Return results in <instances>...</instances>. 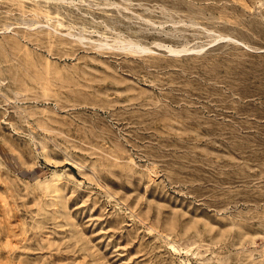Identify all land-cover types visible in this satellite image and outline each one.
<instances>
[{
	"label": "rangeland",
	"instance_id": "obj_1",
	"mask_svg": "<svg viewBox=\"0 0 264 264\" xmlns=\"http://www.w3.org/2000/svg\"><path fill=\"white\" fill-rule=\"evenodd\" d=\"M0 264H264V0H0Z\"/></svg>",
	"mask_w": 264,
	"mask_h": 264
},
{
	"label": "bare ground",
	"instance_id": "obj_2",
	"mask_svg": "<svg viewBox=\"0 0 264 264\" xmlns=\"http://www.w3.org/2000/svg\"><path fill=\"white\" fill-rule=\"evenodd\" d=\"M104 44V43H103ZM123 44H124V42H123ZM129 48H131L132 50H134V51H142V50H144V48L143 47H140V46H136V45H130V46H128ZM170 48V47H169ZM182 48V47H181ZM147 51V50H146ZM185 51H188V49H181V50H174L173 48H171L170 49V52L171 53H173V54H175V53H178L179 55H180V53L181 52H185ZM177 54V55H178Z\"/></svg>",
	"mask_w": 264,
	"mask_h": 264
}]
</instances>
